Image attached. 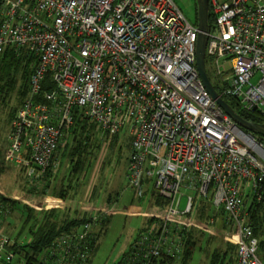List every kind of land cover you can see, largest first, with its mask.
Here are the masks:
<instances>
[{"label":"built area","instance_id":"1","mask_svg":"<svg viewBox=\"0 0 264 264\" xmlns=\"http://www.w3.org/2000/svg\"><path fill=\"white\" fill-rule=\"evenodd\" d=\"M209 1L206 57L220 96L264 120V0ZM198 33L175 0H0V53L25 48L37 59L6 161L41 182L79 109L106 140L131 134L129 186L152 181L167 201L121 264L180 256L206 204L207 224L224 216L232 229L235 264H264V141L209 95L196 65ZM91 220L58 237L49 259L88 264ZM14 245L0 228V264L12 263Z\"/></svg>","mask_w":264,"mask_h":264},{"label":"rangeland","instance_id":"2","mask_svg":"<svg viewBox=\"0 0 264 264\" xmlns=\"http://www.w3.org/2000/svg\"><path fill=\"white\" fill-rule=\"evenodd\" d=\"M175 3L186 19L191 24L197 25V0H175ZM226 66L228 69L231 68V64L227 63ZM256 81L257 78L254 79V82ZM18 104L13 99L11 105ZM8 114L9 108L1 104L0 165L4 172L0 175V192L2 196L18 204L10 212H3L4 214L0 216V228L14 241L12 234L19 232L25 218L22 206L26 198H29L28 190L35 188L34 185L38 183H28L29 180L25 178L21 167L5 159L11 126ZM116 136L106 137L108 142L104 143L96 161L90 162L92 166L87 174L88 177L80 184L74 181V189L68 191L60 212L61 218L83 216L89 213L90 218L98 220L91 228V233L96 238L97 248L96 251L93 249L88 264H121L123 259L129 256L130 245L138 237L139 231L149 227L153 214L155 192L153 182L147 181L141 187L134 188L129 186L126 178L131 154V134L124 131ZM67 166V160L58 152L54 168L57 176L52 180L47 194L42 193L43 187L40 184L44 185L45 182L41 181L39 185H36L38 189L35 190L38 197L35 200L31 198L29 200L37 214H40L49 202L55 200L54 190L61 189L63 184L68 185V181H65ZM182 191L185 194H191L184 189ZM224 219V216H219L215 225L212 226L207 223L201 224V232H195L197 248L189 264H213V252L218 251L222 254L227 250L234 236L232 229L225 225ZM25 236L24 234L23 237ZM49 251L46 249L37 256V264H57L56 261L49 259ZM236 257V252L231 251L218 264H235ZM12 264H25V262L15 257Z\"/></svg>","mask_w":264,"mask_h":264},{"label":"trees","instance_id":"3","mask_svg":"<svg viewBox=\"0 0 264 264\" xmlns=\"http://www.w3.org/2000/svg\"><path fill=\"white\" fill-rule=\"evenodd\" d=\"M209 23L211 27H213L214 17L211 10ZM36 65V57L25 48H7L3 53H0V105L2 104L9 108L8 118L10 124L27 96L30 77ZM206 69L216 91L221 94L222 88L209 66L208 59H206ZM45 88H48V86H45ZM223 98L248 122L264 124V120L256 112L249 113L241 110L239 103L234 98L227 96H223ZM13 99L16 103H19L17 106L11 105ZM74 115V125L70 128V131L66 132L67 143L59 149L60 156L67 160L68 163L65 177V181H68V185L63 184L61 189L54 190L53 198H55V200L49 202V204H47L48 206H46L40 214H37L36 209L33 208V205L29 202L30 198L35 200L38 197V193L35 192V190L38 189L36 185H39L40 182H36L38 184L34 185L35 188H29L30 190H28L27 193L29 198H26V202L22 206L25 218L21 229L17 233V237L14 239L15 245L10 249L13 250L16 256L21 259V261L23 260L25 264H37V256L48 249L58 237L78 231L83 225L92 221L89 213L83 216L79 215L69 218H61L60 213L66 201L68 191L74 189V181L80 184L88 177L87 174L92 166L90 162L92 160L96 161L104 143L108 142L101 136V133L97 131L96 124L89 121L79 109L75 110ZM254 135L264 141V135L259 133H254ZM1 156L0 154V158ZM56 162L57 155L53 160V164L56 165ZM54 168L55 166L52 165L45 173L44 177L41 178L42 181L45 182L44 185L40 184L43 187V194H47L48 189L51 187L52 180L54 178L56 179L57 175L56 172H54ZM3 172V167L0 165V175ZM153 197L154 208L149 224L161 220L167 206V201L158 196L156 192H154ZM109 202H111V199H109ZM16 204H18V202L7 199L2 196L0 192V216L10 212ZM206 205L201 209L197 220L192 225V229L185 240L182 254L178 257L164 255L156 264H189L192 254L197 248L195 232H201L200 226L206 223L205 219L210 211L209 206ZM143 230L144 229L141 231ZM257 230H259V228H257ZM141 231H139V233ZM24 234L27 240L24 241L23 244H20V237H23ZM96 248L94 244V251H96ZM236 249L237 243L234 239L231 244L228 245L227 250L222 254L218 251L213 252V264L220 263L222 259L226 258L229 252H236ZM88 263H90V261Z\"/></svg>","mask_w":264,"mask_h":264},{"label":"water","instance_id":"4","mask_svg":"<svg viewBox=\"0 0 264 264\" xmlns=\"http://www.w3.org/2000/svg\"><path fill=\"white\" fill-rule=\"evenodd\" d=\"M198 8V37L196 42V65L199 72L200 78L204 83L206 90L208 91L211 98L221 107L224 112L236 123V125L243 131L254 134L259 133L264 135V124L248 122L240 114H238L228 102L220 96L216 91L213 83L211 82L207 69V45H208V34L211 30L209 23L210 19V1L209 0H197Z\"/></svg>","mask_w":264,"mask_h":264},{"label":"crops","instance_id":"5","mask_svg":"<svg viewBox=\"0 0 264 264\" xmlns=\"http://www.w3.org/2000/svg\"><path fill=\"white\" fill-rule=\"evenodd\" d=\"M12 235H13V239H15L17 237V233H15V232H13ZM24 240H27V237L26 236L25 237H20V244H23L24 243Z\"/></svg>","mask_w":264,"mask_h":264}]
</instances>
